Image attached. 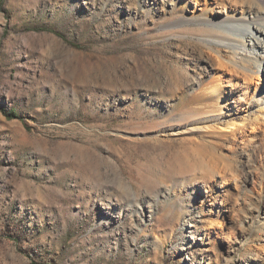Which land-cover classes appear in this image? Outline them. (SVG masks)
Instances as JSON below:
<instances>
[{
    "label": "rangeland",
    "instance_id": "rangeland-1",
    "mask_svg": "<svg viewBox=\"0 0 264 264\" xmlns=\"http://www.w3.org/2000/svg\"><path fill=\"white\" fill-rule=\"evenodd\" d=\"M220 1L0 0V264H264Z\"/></svg>",
    "mask_w": 264,
    "mask_h": 264
},
{
    "label": "bare ground",
    "instance_id": "bare-ground-1",
    "mask_svg": "<svg viewBox=\"0 0 264 264\" xmlns=\"http://www.w3.org/2000/svg\"><path fill=\"white\" fill-rule=\"evenodd\" d=\"M194 1L198 3L195 7H199L204 0ZM231 4L245 6V8L242 7V11L239 12L230 6V4L226 5L224 0H221L218 5L220 10L215 11L217 14L213 13L212 17L196 20L201 26L210 28L208 32L210 38L206 40V43L209 44L211 48H215L214 50H216V52L222 50V48H226L234 54H239L238 59L234 60V58L229 60L230 65H226L227 63L223 64L225 65L223 67L228 69V71H224H231L235 76H244L243 80L246 79L245 81L248 79L250 82H256L255 90L243 88L240 90V93H237L238 98L242 97L247 103L249 102L248 117H246V119L240 118L241 124H243L242 126H245L248 130L251 129V134L247 136L245 132L241 130V138H246L247 140L257 136L256 133L258 132L264 133V0H233ZM222 56L224 57V55H221V57L217 58L218 60L215 61L218 65H221L220 62L224 60H221ZM223 74L224 72L222 71L219 74L218 80L223 77ZM228 76L232 77V75ZM260 80L262 85L259 87L258 84L260 83H257V81ZM217 82L218 81H214L205 87L208 94L212 95L214 92H217ZM223 85L226 86L229 84L225 83ZM218 99L219 97L214 100L217 101ZM234 107L239 111L244 110L243 104H236ZM234 126L233 122L227 124V127L231 129L233 135L239 133L237 131L240 129H232Z\"/></svg>",
    "mask_w": 264,
    "mask_h": 264
},
{
    "label": "trees",
    "instance_id": "trees-1",
    "mask_svg": "<svg viewBox=\"0 0 264 264\" xmlns=\"http://www.w3.org/2000/svg\"><path fill=\"white\" fill-rule=\"evenodd\" d=\"M6 115L9 117V118H18V114H16V112H14L13 110H11L10 112L6 113Z\"/></svg>",
    "mask_w": 264,
    "mask_h": 264
}]
</instances>
